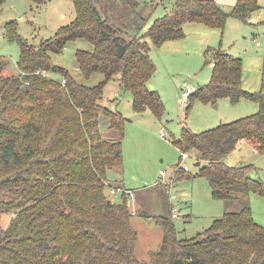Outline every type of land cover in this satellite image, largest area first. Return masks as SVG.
<instances>
[{
  "label": "trees",
  "instance_id": "16d2710c",
  "mask_svg": "<svg viewBox=\"0 0 264 264\" xmlns=\"http://www.w3.org/2000/svg\"><path fill=\"white\" fill-rule=\"evenodd\" d=\"M162 1L72 0L74 19L38 46L28 45L16 24L7 23V38L18 41L20 55L18 73L7 76L8 59L0 55V215L10 216L5 227L0 220V264H264V225L255 221L249 200L251 193L264 198V181L251 175L258 171L255 165L226 162L243 141L264 154V92L243 88L242 59L221 48L208 58L209 82L195 89L188 103L194 95L212 104L223 97L232 103L245 98L258 110L199 133L182 127L172 143L195 156L196 175L207 180L212 198L236 208L191 238L178 236L171 217L157 216L161 244L147 261L135 257L131 190L114 176L123 169L126 119L103 105L104 87L117 79L131 95L134 112L149 109L160 119L164 103L147 87L156 70L151 45L183 38L186 23L223 30L230 17L248 22L258 8V0H236L229 11L214 0H172L171 10L138 33ZM77 39L92 45L76 50L78 71L85 78L104 76L94 86L79 83L52 62L51 53ZM103 119L108 135L101 129ZM178 166L175 180L189 178ZM108 185L124 189L118 201L106 196Z\"/></svg>",
  "mask_w": 264,
  "mask_h": 264
},
{
  "label": "rangeland",
  "instance_id": "374dc122",
  "mask_svg": "<svg viewBox=\"0 0 264 264\" xmlns=\"http://www.w3.org/2000/svg\"><path fill=\"white\" fill-rule=\"evenodd\" d=\"M137 1L152 4L151 0ZM172 4V0L159 2L149 20L135 30L142 34L153 20L171 10ZM262 12L264 10H254L251 20L245 23L230 17L223 30L201 23H186L183 38L165 41L160 47L151 45L150 57L156 70L148 80L147 87L156 91L164 103V113L160 119L155 118L149 109L139 114L134 112L131 95L123 90L117 79L109 81L104 87L103 105L118 111L126 119L121 185L125 186H122L124 189L134 190L135 200L128 198L130 209L135 208L134 203H138L142 210L130 218L138 234L134 254L139 261H147L149 252L161 244L163 231L155 220L157 216L171 217L178 236L191 238L209 227L223 212L236 208L232 203L212 198L207 180L196 175L199 166L195 165V156L189 153L190 157L180 159V151L172 142L179 139L182 127L199 133L258 110L255 102L245 98L232 103L223 97L212 104L204 103L194 95L189 103L188 100L181 105V87L183 82L194 90L207 84L213 70L212 64L207 62L208 58L221 48L242 59L243 88L249 92H264ZM74 17L72 0H46L43 4L31 0H4L0 6V55L8 59V63L3 75L18 73L20 55L18 41L7 38V23L16 24V33L28 45L38 46L40 42L53 37L61 27L68 25ZM79 49L91 50L92 45L84 39L68 42L61 53H51L52 62L68 70L79 83L94 86L104 76L96 72L85 78L78 71L75 52ZM47 76L61 79L56 72H48ZM101 129L107 135L110 133L104 119ZM162 132L165 137L161 136ZM243 146L247 151L242 148L241 154L256 157L254 165L258 171L251 175L264 181V154H255L253 146ZM237 149L226 157V161L231 164L234 162L233 153ZM180 161L183 166H187L190 177L175 180ZM160 171L164 172V176L159 175ZM145 186L152 187L148 197L140 192ZM105 193L110 200L118 201L121 198L120 194H112L109 188H106ZM249 200L255 221L264 225V198L251 193ZM9 218L8 214L0 215L1 227L7 226Z\"/></svg>",
  "mask_w": 264,
  "mask_h": 264
},
{
  "label": "crops",
  "instance_id": "0c3cea01",
  "mask_svg": "<svg viewBox=\"0 0 264 264\" xmlns=\"http://www.w3.org/2000/svg\"><path fill=\"white\" fill-rule=\"evenodd\" d=\"M214 1L217 2L219 5H221L224 8V10H226V11H229L234 6V4L236 3V0H214ZM255 10H257V11L264 10V0H258V8ZM252 14H253V11L249 14L248 20H251ZM261 15L264 18V12H262ZM263 22H264V20H263ZM76 71H77V69H76ZM243 145L252 146V144L249 141H243L239 145L240 147L238 146L239 148L238 149L236 148L237 149L236 153H233L234 154L233 155V161L234 162L231 164L228 161H226L229 165H231V166H239V165H247V164H253L254 165V162L256 160L255 156H247V155L241 154V149L242 148L246 149V147H244ZM246 151H247V149H246ZM254 152H256V150ZM255 154H259V153L256 152ZM122 174H123V169L121 171L116 172L114 176L121 179V181H122ZM121 184H123V182H121ZM123 187L125 188V186H123ZM145 187L146 188L141 189L140 192H143L147 196L152 187L151 186H145ZM127 189H131V188H127ZM131 192L133 193V199L135 200L134 190H131ZM134 204H135V208H133V209H135V211L136 212L138 211V213H139V211L141 210L140 204H138V203H134ZM133 209H131V210H133ZM138 213H135V214H138Z\"/></svg>",
  "mask_w": 264,
  "mask_h": 264
},
{
  "label": "built area",
  "instance_id": "2783aa9c",
  "mask_svg": "<svg viewBox=\"0 0 264 264\" xmlns=\"http://www.w3.org/2000/svg\"><path fill=\"white\" fill-rule=\"evenodd\" d=\"M257 43H258V42H257ZM64 82H65V81L62 80V84H64ZM193 91H194V89H193L192 87H190L186 82H183V84H182V96H183V100L181 101V105H182V104H185L186 101H188L189 96L193 93ZM161 136H162V137H165L166 135H165L164 132H162V133H161ZM188 157H190V156L188 155V153H186V152H180V159H186V158H188ZM178 167L183 168L184 170H188V168H187L186 165L183 166V165L181 164V161L179 162V166H178ZM159 175H160L161 177L164 176V172H163V171H160ZM159 182H160V181H159ZM107 188H109L110 192H111L112 194H114V195H117V194H120V193L125 192L123 188H119V187L117 188V187H113V186H109V185H108ZM127 195H128V198L133 199V193H132V192H127ZM132 213H133V214L136 213L135 209L132 210ZM173 215H175V214H173Z\"/></svg>",
  "mask_w": 264,
  "mask_h": 264
},
{
  "label": "water",
  "instance_id": "95a60500",
  "mask_svg": "<svg viewBox=\"0 0 264 264\" xmlns=\"http://www.w3.org/2000/svg\"><path fill=\"white\" fill-rule=\"evenodd\" d=\"M195 165H196V166H199V165H200V163L197 161V162L195 163Z\"/></svg>",
  "mask_w": 264,
  "mask_h": 264
}]
</instances>
